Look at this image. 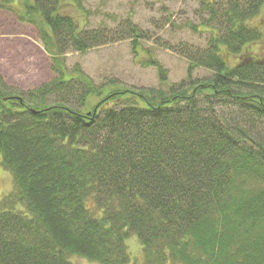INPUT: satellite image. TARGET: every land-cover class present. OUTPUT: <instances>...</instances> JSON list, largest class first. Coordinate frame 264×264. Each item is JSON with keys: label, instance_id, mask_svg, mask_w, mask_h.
I'll return each instance as SVG.
<instances>
[{"label": "trees", "instance_id": "1", "mask_svg": "<svg viewBox=\"0 0 264 264\" xmlns=\"http://www.w3.org/2000/svg\"><path fill=\"white\" fill-rule=\"evenodd\" d=\"M63 1L21 13L0 0L37 28L54 74L29 91L0 76V160L15 187L0 210V264H128L130 232L142 264H264V55L251 52L264 0L206 2L209 45L181 47L191 63L175 85L141 55L140 29L81 28ZM123 38L164 87L97 85L67 68L66 54Z\"/></svg>", "mask_w": 264, "mask_h": 264}, {"label": "rangeland", "instance_id": "2", "mask_svg": "<svg viewBox=\"0 0 264 264\" xmlns=\"http://www.w3.org/2000/svg\"><path fill=\"white\" fill-rule=\"evenodd\" d=\"M206 2L223 6L227 0H77V2L64 0L61 12L72 16L81 28H106L116 32V35H121L120 32H123L122 36L126 37H128L129 27L136 26L145 37L141 40L144 48L141 55L145 58L152 56L157 59L167 70L168 82L175 85L187 78L191 63L186 57L188 55L181 52V47L204 50L209 45L214 30L205 26V24L213 26L205 8ZM14 3L15 8L20 10L26 5H33L34 0H15ZM2 12L8 11L0 10V13ZM23 12L24 9L21 13ZM10 14L18 20L15 13L10 12ZM253 24L259 26L264 33V8L253 20ZM29 29L38 31L33 25L28 26ZM39 43L44 48V42L40 37ZM251 50L252 53L264 55V36L260 45L252 46ZM18 58L28 66V69L21 73V77L29 82L23 87L6 82L11 87L21 91L34 90L44 85V83L35 85L36 78L39 77V80H42L46 72L51 73L52 79L54 78L49 66L51 57L45 53L40 55L33 47L27 51H21ZM65 62L69 70L75 66L81 67L97 85L114 81L121 87L136 90L164 87L155 67H143L137 63L133 51V38H123L120 41L90 49L85 53L70 52L66 54ZM211 76L212 73L205 68H197L194 71L196 78ZM255 135L264 137V130L260 129ZM14 188L13 175L2 166L0 160V210L3 200L14 191ZM16 208L24 209L20 204ZM127 247L130 256L128 264H142L144 253L141 242L131 232ZM71 260L73 264H97L79 256H73Z\"/></svg>", "mask_w": 264, "mask_h": 264}, {"label": "crops", "instance_id": "3", "mask_svg": "<svg viewBox=\"0 0 264 264\" xmlns=\"http://www.w3.org/2000/svg\"><path fill=\"white\" fill-rule=\"evenodd\" d=\"M26 23H21L10 14V12L0 13V76L13 86H25L29 81H24L21 73L28 69L26 63L19 60L18 56L21 51H27L34 47V50L43 55H48L42 44L39 43V32L29 29ZM40 49V50H39ZM49 56V55H48ZM45 62V59L42 58ZM51 69V61L49 62ZM52 80L51 73L46 72L39 80L36 78L34 84L39 86V83H47Z\"/></svg>", "mask_w": 264, "mask_h": 264}]
</instances>
